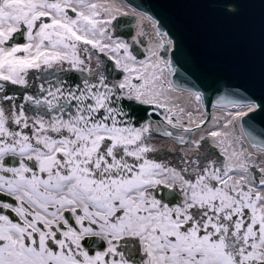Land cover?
I'll return each instance as SVG.
<instances>
[{
    "label": "snow or ice",
    "instance_id": "6c2138e0",
    "mask_svg": "<svg viewBox=\"0 0 264 264\" xmlns=\"http://www.w3.org/2000/svg\"><path fill=\"white\" fill-rule=\"evenodd\" d=\"M0 264H264V0H0Z\"/></svg>",
    "mask_w": 264,
    "mask_h": 264
},
{
    "label": "bare ground",
    "instance_id": "6f19581e",
    "mask_svg": "<svg viewBox=\"0 0 264 264\" xmlns=\"http://www.w3.org/2000/svg\"><path fill=\"white\" fill-rule=\"evenodd\" d=\"M98 3L103 4V5H110L114 8L116 7H122L124 5V0H109V2L105 0H97ZM172 100L171 102L176 105L177 108H185L186 111H192L193 115L191 119L193 121H196L197 123L199 120L203 117V109H200L199 112L196 111L197 106L192 104L191 101L188 99L187 94L183 93L181 91H176L171 93ZM225 109H216V108H211L210 114L208 118H210V122L201 129V131L207 132L209 129L211 130H218L221 135L216 138H209L211 143H218L219 141H223V146L228 150V152L232 151V148L235 146L234 144L230 143L231 141H234L235 139V133L231 129V126H225L223 116L225 113ZM219 118V123H217V119ZM183 123H187L189 117L187 115H184L181 117ZM198 132H195V136L198 135ZM210 143V144H211ZM217 150H221L218 148Z\"/></svg>",
    "mask_w": 264,
    "mask_h": 264
},
{
    "label": "water",
    "instance_id": "95a60500",
    "mask_svg": "<svg viewBox=\"0 0 264 264\" xmlns=\"http://www.w3.org/2000/svg\"><path fill=\"white\" fill-rule=\"evenodd\" d=\"M207 112H208V116H209V114H210V104L208 105ZM208 121H209V118H208Z\"/></svg>",
    "mask_w": 264,
    "mask_h": 264
},
{
    "label": "flooded vegetation",
    "instance_id": "af4514ba",
    "mask_svg": "<svg viewBox=\"0 0 264 264\" xmlns=\"http://www.w3.org/2000/svg\"><path fill=\"white\" fill-rule=\"evenodd\" d=\"M161 144L170 146V143L169 142H162Z\"/></svg>",
    "mask_w": 264,
    "mask_h": 264
},
{
    "label": "rangeland",
    "instance_id": "374dc122",
    "mask_svg": "<svg viewBox=\"0 0 264 264\" xmlns=\"http://www.w3.org/2000/svg\"><path fill=\"white\" fill-rule=\"evenodd\" d=\"M105 1L109 2V0H105ZM200 134H201V133H199V135H200ZM199 135H197V137H198Z\"/></svg>",
    "mask_w": 264,
    "mask_h": 264
}]
</instances>
